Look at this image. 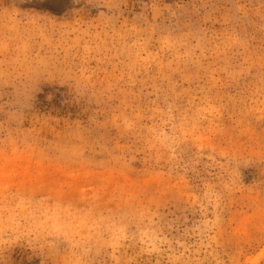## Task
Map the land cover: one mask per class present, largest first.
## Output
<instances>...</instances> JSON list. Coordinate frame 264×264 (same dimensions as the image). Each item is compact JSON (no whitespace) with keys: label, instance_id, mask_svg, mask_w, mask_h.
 I'll list each match as a JSON object with an SVG mask.
<instances>
[{"label":"rangeland","instance_id":"1","mask_svg":"<svg viewBox=\"0 0 264 264\" xmlns=\"http://www.w3.org/2000/svg\"><path fill=\"white\" fill-rule=\"evenodd\" d=\"M0 264H264V0H0Z\"/></svg>","mask_w":264,"mask_h":264}]
</instances>
